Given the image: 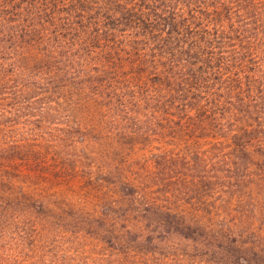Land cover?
I'll return each mask as SVG.
<instances>
[{
    "label": "rangeland",
    "instance_id": "374dc122",
    "mask_svg": "<svg viewBox=\"0 0 264 264\" xmlns=\"http://www.w3.org/2000/svg\"><path fill=\"white\" fill-rule=\"evenodd\" d=\"M32 8L30 0H0V173L22 202L19 220L12 207L0 219L1 262L264 264L258 140L239 157L218 127H198V113L166 119L145 99L113 97L88 77L44 93L33 81L50 69L69 77L59 65L81 67L78 54L90 72L105 53L74 46L72 37L60 47L65 37L54 41L51 31L46 40L25 36L31 22L17 13ZM36 17L52 27L46 14ZM37 143L41 160L8 155Z\"/></svg>",
    "mask_w": 264,
    "mask_h": 264
},
{
    "label": "trees",
    "instance_id": "16d2710c",
    "mask_svg": "<svg viewBox=\"0 0 264 264\" xmlns=\"http://www.w3.org/2000/svg\"><path fill=\"white\" fill-rule=\"evenodd\" d=\"M30 3L31 11L17 13L19 20L31 22L21 29L25 36L46 40L45 31H51L54 41L65 37L59 41L60 47L63 42L72 44V37L74 46L91 45L93 50L105 53L103 67L93 65V71H87L82 64L89 59L76 54L81 67L75 64L76 60L65 61L64 67L59 65L69 77L59 76V69L53 68L46 77H37L33 84L44 88V93L59 94L61 88L83 84V78L88 77L113 97L145 99L166 119L186 120L198 113L201 117L198 127L202 130L218 127L222 136L231 138L239 157H249L255 140L257 151L264 155V0H30ZM42 13L49 17L47 22L52 27L39 22L36 15ZM81 30L79 37L74 36ZM42 150L37 143L8 155L30 164L41 160ZM5 171L0 173V206L7 207L1 211L0 219L12 207L16 210L15 221L19 220L16 213L22 209V202H16L13 196L17 194L8 190ZM241 176L239 183L244 178ZM22 197H26V191H22ZM33 198L29 194L32 205ZM19 228L21 235H29L26 227L19 225ZM209 230L214 234L211 227ZM0 264L9 263L0 259Z\"/></svg>",
    "mask_w": 264,
    "mask_h": 264
}]
</instances>
